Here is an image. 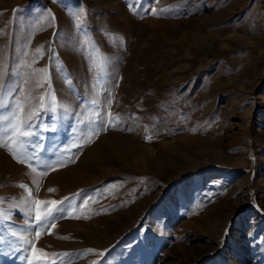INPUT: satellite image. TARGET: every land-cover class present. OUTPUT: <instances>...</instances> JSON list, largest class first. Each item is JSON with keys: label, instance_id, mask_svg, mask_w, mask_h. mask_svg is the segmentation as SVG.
<instances>
[{"label": "rangeland", "instance_id": "374dc122", "mask_svg": "<svg viewBox=\"0 0 264 264\" xmlns=\"http://www.w3.org/2000/svg\"><path fill=\"white\" fill-rule=\"evenodd\" d=\"M0 144V264H264V0H0Z\"/></svg>", "mask_w": 264, "mask_h": 264}, {"label": "snow or ice", "instance_id": "6c2138e0", "mask_svg": "<svg viewBox=\"0 0 264 264\" xmlns=\"http://www.w3.org/2000/svg\"><path fill=\"white\" fill-rule=\"evenodd\" d=\"M43 106V105H42ZM54 108H55V105H52V104H50L49 105V109L50 110H54ZM23 135H31V133H23ZM0 146H7V145H3V144H0ZM21 162H23V161H21ZM49 191H52V189H49ZM67 199V198H66ZM53 204H55V203H57V202H55V201H53L52 202ZM59 211H63V209H60ZM50 218H53V212H51V211H49L48 213H47V215L42 219L39 215H37V221H39L40 223H43L45 220H48V219H50ZM54 226V225H53ZM37 235H39V233H37Z\"/></svg>", "mask_w": 264, "mask_h": 264}]
</instances>
